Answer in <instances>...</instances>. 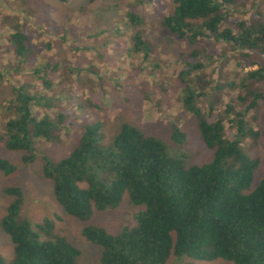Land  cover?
I'll use <instances>...</instances> for the list:
<instances>
[{
  "label": "trees",
  "instance_id": "16d2710c",
  "mask_svg": "<svg viewBox=\"0 0 264 264\" xmlns=\"http://www.w3.org/2000/svg\"><path fill=\"white\" fill-rule=\"evenodd\" d=\"M127 1L132 8L124 14L126 28L135 33L130 49L146 56L142 20L133 12L142 2ZM169 1L171 10L160 25L179 41L220 43L228 53L264 48L261 23L232 21L238 15L235 8L245 0ZM8 42L18 65L26 51V35L14 29ZM188 56L191 61L177 73L181 106L196 120L199 139L211 152L208 163L187 166V157L180 151H169L158 138L127 124L120 125L110 145L103 147L96 123L83 127L67 157L55 162L44 159L42 177L51 182L53 198L67 216L86 222L93 211L116 208L123 195L128 204L139 208L133 224L115 235L93 226L81 229L84 241L100 249V264H164L169 256L264 264V178L251 188L259 163L241 148L246 140L264 139V130L254 129L253 112L259 104L264 106V96L252 91L253 85L264 82V69L246 71L236 82L226 84L234 96L215 108L206 98L210 91L203 89L206 58L202 65L195 50ZM39 80L44 87L47 82ZM39 99L26 86H17L8 101L13 118L4 123L0 142L8 151L22 152V164L34 160L33 140L53 142L59 135L54 124L33 111L41 105ZM183 140L184 135L171 126L170 141L180 145ZM13 170L0 160V172ZM4 193L12 199L0 219V230L12 245L10 264H77L78 251L52 234L51 221L32 227L19 219V188H7Z\"/></svg>",
  "mask_w": 264,
  "mask_h": 264
},
{
  "label": "rangeland",
  "instance_id": "374dc122",
  "mask_svg": "<svg viewBox=\"0 0 264 264\" xmlns=\"http://www.w3.org/2000/svg\"><path fill=\"white\" fill-rule=\"evenodd\" d=\"M136 1L142 2L133 12L142 20L141 40L148 48L146 56L130 49L135 33L126 28L124 14L132 8L127 0H0V138L4 123L13 118L8 101L12 88L17 86H26L32 95L40 96L41 105L34 106L33 111L59 131L53 142L33 140L34 160L29 164L21 163L22 152L8 151L0 142V160L14 168L9 174L0 172V219L12 200L4 191L19 188V219L32 227L45 219L51 221L52 234L78 251L77 264H100V249L81 236L84 226L115 235L122 227L133 224V214L139 208L128 204L123 195L116 208L93 211L86 222L67 216L53 198L51 182L42 177L44 159L55 162L67 157L83 127L96 123L103 147L110 145L120 125L127 124L158 138L169 151H180L187 157V166L206 164L211 152L199 139L196 120L181 106L178 71L191 61L188 55L194 50L200 64L206 58L207 69L201 75L206 80L203 89L210 91L206 93L207 101L218 108L234 96L226 84L236 82L234 79L246 71L264 69V48L228 53L220 43L189 45L160 25L171 10L169 0ZM235 11L238 15L232 21L250 19L264 27V0H245ZM14 29L24 32L27 40L18 65L8 42ZM33 71L38 73L33 75ZM199 73L202 71L195 74ZM39 78L47 82L44 87ZM190 80L186 81L190 84ZM252 91L264 96V82L253 85ZM253 112L254 129L264 130V106L259 104ZM171 126L184 135L182 144L170 141ZM241 148L259 163L252 176L253 188L264 178V139L246 140ZM0 259L2 264L12 260V245L1 230ZM164 264L230 263L169 256Z\"/></svg>",
  "mask_w": 264,
  "mask_h": 264
}]
</instances>
